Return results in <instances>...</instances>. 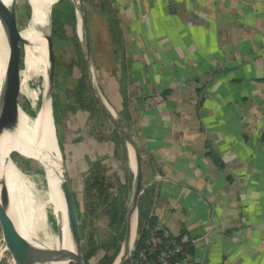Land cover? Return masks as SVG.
Listing matches in <instances>:
<instances>
[{
  "label": "crops",
  "instance_id": "obj_1",
  "mask_svg": "<svg viewBox=\"0 0 264 264\" xmlns=\"http://www.w3.org/2000/svg\"><path fill=\"white\" fill-rule=\"evenodd\" d=\"M91 2L108 39L105 66L91 41L93 66L130 124L158 224L191 242L187 264H264V0ZM99 143L119 195L123 163Z\"/></svg>",
  "mask_w": 264,
  "mask_h": 264
},
{
  "label": "bare ground",
  "instance_id": "obj_2",
  "mask_svg": "<svg viewBox=\"0 0 264 264\" xmlns=\"http://www.w3.org/2000/svg\"><path fill=\"white\" fill-rule=\"evenodd\" d=\"M17 1L0 0V102L8 73L9 60L20 44L24 47V62L29 70L36 71L40 67L46 73L49 64V50L47 46L50 36L48 10L49 6L57 2V0H31L32 14L30 21L28 20V25L19 32L13 25L14 5ZM80 12L79 17L81 15ZM80 19L82 28L83 22L81 17ZM81 30L84 35V29ZM5 45L9 51L8 61L5 55ZM24 71L25 69L21 70L20 89L21 92H25L31 96V92L27 89ZM91 78L94 81L93 75H91ZM105 103L113 116L116 117L110 104ZM37 112V117L34 120L21 110L16 130L14 132H4L0 137V208L7 210L15 221L20 239L19 246L23 250L26 264H68L67 248H71L72 242L67 221L64 218L66 212L65 205L63 202L60 204L47 187L48 201L52 204L54 210L60 211L63 216L59 214L60 231L55 239L49 241L43 238L41 235V223L45 218V212L42 207L38 208L33 205L30 201L31 193L27 181L19 179L16 172L11 169L9 162L5 163L4 160L7 152L13 148L19 149L23 155L38 158L37 151L31 149L30 146L35 144L37 149L40 148V142L43 143L45 138L52 146L50 148L57 160L53 162L60 169L58 162L61 160V153L55 136L48 95L44 97ZM20 142L25 146L19 144ZM130 157L133 166H135L133 150H130ZM45 159L50 161L49 156H45ZM21 186L27 189V196H30L27 198L25 204L21 198L23 195L20 191ZM25 206L28 208L25 209ZM24 210L27 211L26 215L24 214ZM136 217V209L133 208L129 224L130 234L133 233V228L135 229L137 223ZM2 250L1 248L0 251L2 252ZM116 262L114 261L112 264H116Z\"/></svg>",
  "mask_w": 264,
  "mask_h": 264
},
{
  "label": "rangeland",
  "instance_id": "obj_3",
  "mask_svg": "<svg viewBox=\"0 0 264 264\" xmlns=\"http://www.w3.org/2000/svg\"><path fill=\"white\" fill-rule=\"evenodd\" d=\"M27 2L28 0H18L16 2L17 22L21 30H23L28 25L32 14V10H30V16H27L26 14L28 5ZM84 6L87 10V22L89 23V30L92 35L91 41L93 43V48L94 51H99L98 55L95 52L96 63L98 66H105L108 60V39L105 30V19L103 17H100L99 11L93 6L92 2L86 1ZM67 32L71 34L69 28L67 29ZM54 45H56L54 77H56V83L58 84L56 91L62 100V104L64 105L67 102H70L66 96L67 89L75 83L79 72L76 63L72 64V62H76V60L82 58L83 55L81 57L78 55V51L76 50L74 44L70 39H60L56 41ZM6 51H8V47L5 45V52ZM22 69H25L24 75L28 87L27 89L29 92H31V96L30 94L28 95L25 92H21L19 96L20 106L21 103L26 99L30 100L32 106L36 105L38 100L41 104L42 95L44 92L45 72H43L40 67L36 71L29 70L28 66L24 62V58ZM100 71L102 72L101 69L96 70L95 68H93L94 86L101 95V98L109 104L105 95L107 91L103 85V75ZM111 107L114 110L116 117L120 118V113L113 106ZM35 117H37V115ZM32 119L35 120V118ZM78 126L79 129H77ZM107 128V124H103L102 127H99V125L94 123L90 124L87 120V112L80 109H77L75 111L72 109L63 110L62 119L55 126L57 142L59 141V138L61 141L60 153L65 162L66 171L69 176L73 193L76 197V200H78L79 202V209L81 211L80 218L82 228L83 251L84 253H86L90 249L89 239L92 235H96L98 243H103H100V246H98V248L93 251L91 256L87 258L88 264H104L103 260L107 250V241H105L104 239L108 238V236L110 235V231L113 228L112 226H115L114 215L103 214L99 217H95L96 214H87L84 210L83 198L81 196L85 185L84 179L82 178L83 174L81 170L89 166V164L94 161H96V165L101 162L100 159L93 161V155L94 153H96L94 148H99L100 146H102V143L99 142H103L97 139L94 130H106ZM14 160L17 162V164L25 175V180L28 183L29 191L31 193V197L28 196L30 197V201L33 203L34 206L38 208L42 207L45 212V218L42 220L41 223V235L43 238L52 241L53 239H55L58 233V225L56 224V220L58 221V219L52 204L48 201L47 183L45 181L44 174L42 173L40 166L32 159H28L18 153H15ZM9 165L11 169H13L10 162ZM20 191L22 193L24 191L27 194V189L22 186L20 188ZM109 192L113 193L114 190H109ZM131 192L132 188L128 198V204L130 202ZM25 203L26 200L24 204ZM26 208L28 207L25 206V209ZM26 214L27 211L25 210V215ZM50 218H53L55 220V227L53 226V223ZM124 238L125 237L120 240V248L123 245ZM108 254L110 256L112 254V251L108 250ZM113 261L114 259L111 261V263ZM0 264H11L7 253H5L0 258Z\"/></svg>",
  "mask_w": 264,
  "mask_h": 264
},
{
  "label": "water",
  "instance_id": "obj_4",
  "mask_svg": "<svg viewBox=\"0 0 264 264\" xmlns=\"http://www.w3.org/2000/svg\"><path fill=\"white\" fill-rule=\"evenodd\" d=\"M72 1L75 4L77 35H78V38L81 44V49L83 52L85 71H86V75L89 80L90 86L92 88V91L94 95L96 96L97 100L99 101L101 107L106 112L112 124L123 135L129 151L133 150L134 155H135V168H133L134 177H133L130 202L128 204L127 219H126L127 227H126L125 236H124L125 238H124L123 245H122V251H120L117 258L114 260V261H117L116 264H124L126 261L127 255H128L129 245H130L129 224H130L131 213H132L133 208H135L137 212L138 199L145 187L143 180H142V174H141V171H142L141 158H140V153H139L137 143L134 140L132 133L125 126L121 118L113 116L111 110L107 107V104L101 98V95L99 94V92L94 86V81L91 78V75H93L94 66H93L91 50L89 46V37L87 34L88 29H87L84 1L83 0H79V2L78 0H72ZM27 3L31 10L32 8L31 0H28ZM55 3L56 2L52 3L49 6V10H48L50 36L47 42V46L49 50V64H48V67L45 73L44 92L42 95V101L44 97H46V95H48L50 99V111H51L52 119H53L52 91H53V84H54V70H55L56 57H55V46H54V42H53V38L51 34V8L53 4ZM79 11H81L80 17L82 18V22H83L82 28H81V19L79 17ZM13 13H14L13 14V25L15 29L19 32V30L21 29L19 28V25L17 22L16 4L14 5ZM81 29H84V35ZM22 46L19 45L17 47L14 55L9 60V64H8V73H7L6 82H5V86H4V90L2 94V100L0 102V137L4 132H14L16 130L17 125L19 124L20 111L23 110L19 104V96L21 93V89H20L21 70H22L23 58H24ZM120 90H121V94L125 98V102H124L125 111L127 115L129 116V111L127 108V101H126L127 99V67H126V57H125L124 46H122V50H121ZM42 101H41V104H42ZM23 112L25 111L23 110ZM25 114L27 113L25 112ZM27 115L29 116V114ZM35 116H32V117L30 116V117L36 118ZM52 122L54 125V119L52 120ZM54 130H56L55 125H54ZM55 136H56V131H55ZM19 144H21L22 146H25L22 144V142H20ZM50 147L52 148V146L44 138V142L43 143L40 142V148L37 149L35 144L30 146L31 149H34V151H37L38 158L23 155L19 149L13 148L12 150H9L7 152V156L5 157L4 160H5V163L10 162L13 170L16 172L19 179H25V175L23 171L21 170V168L19 167V165L17 164V162L14 160L13 153H18L28 159H32L40 166L41 170L43 171L48 189H50V192L54 194L55 198L60 202V204L63 202V204L65 205L66 212H65L64 218H66L68 231H69L71 242H72L71 248L69 247L67 248L68 264H86V259H85L84 251H83L81 218L79 215L77 200L73 193L71 183L69 180V176L66 171L65 162L62 158V155H61V160L58 162L60 164V169H58L54 163L57 160L54 154L52 153V150ZM58 148L60 150L59 145H58ZM45 156H49L50 161H47L45 159ZM21 198L23 202H25V200L27 201L28 196L26 192L23 191V195ZM55 213L58 219V221L56 220V224L58 225V233H59L60 231L59 214L61 215L62 213L60 211L57 212L56 210H55ZM24 214H25V210H24ZM118 219L119 220L122 219L121 212L118 213ZM0 232H1V241L3 244V250L2 252H0V258L5 253H7L11 264H26L23 250L19 246L20 239L18 236V230L15 224V221L11 217V215L8 213L7 210H2L1 208H0ZM94 237H96V235Z\"/></svg>",
  "mask_w": 264,
  "mask_h": 264
},
{
  "label": "trees",
  "instance_id": "obj_5",
  "mask_svg": "<svg viewBox=\"0 0 264 264\" xmlns=\"http://www.w3.org/2000/svg\"><path fill=\"white\" fill-rule=\"evenodd\" d=\"M84 4L86 1L92 0H83ZM27 16H30V7L27 5ZM85 15L87 22V10L85 7ZM76 12L75 4L72 0H58L53 4L51 8V34L53 42L60 39H70L74 44L78 55L81 57L83 55L81 44L77 35V23H76ZM70 29L71 34L67 32V29ZM88 37H89V46L91 48V38L88 28ZM22 46V44H20ZM56 48V45H54ZM24 47L22 50L24 53ZM8 53L5 52L7 61ZM94 61V60H93ZM58 62V59H57ZM78 66V77L75 83L67 89V98L70 102L62 104V100L57 93L56 89L58 84L56 83V77H54L53 91H52V111L53 119L55 126L62 119V111L67 109L72 110H83L87 112V120L90 124H97L99 127H102L103 124H107L108 128L105 130L95 129V134L99 141H111L114 145V156L121 159L124 167V182L118 185L117 189L120 190L119 195L112 196L109 192V187L111 182L107 179L106 175L102 172L100 168V163L95 164L96 161L90 164L89 169L87 170L84 177V189L82 192L83 198V207L87 214L95 215L99 217L103 214H109L115 216V221L117 224L112 226L110 235L104 240L107 241L106 253L104 256L103 263L110 264L111 261L115 258L119 246L120 240L125 235V224L123 221L126 217L128 211V198L133 184V172L131 171L128 164V155H127V144L123 135L118 131V129L112 124L108 118L106 112L101 107L99 101L94 95L92 88L90 86L89 80L86 75L84 59L83 57L72 64ZM96 69V68H95ZM40 101L38 100L36 105L32 106L30 100L26 99L21 103L22 109L31 116H35L39 108ZM127 128L131 130L130 124L126 119H122ZM109 123V124H108ZM59 147L61 148V141L59 138ZM15 154V153H13ZM42 171V170H41ZM43 173V171H42ZM152 189V188H151ZM151 189L146 186L143 189V192L140 194L138 203H137V229H138V244L140 245L142 240L149 234V232L154 229L157 224V217L151 213V203H152V194ZM77 206L80 215L79 202L77 200ZM122 213V220H118V213ZM81 217V216H80ZM55 227V220L50 218ZM160 231V230H159ZM177 239L183 243L184 250L189 254L193 252V245L187 239H182V235H176ZM90 249L88 252L84 253L85 259L91 256L93 251L100 246L101 242H97V238L93 235L89 239ZM103 244V243H101ZM108 250L112 251V254L109 256ZM86 264L87 261H86Z\"/></svg>",
  "mask_w": 264,
  "mask_h": 264
},
{
  "label": "built area",
  "instance_id": "obj_6",
  "mask_svg": "<svg viewBox=\"0 0 264 264\" xmlns=\"http://www.w3.org/2000/svg\"><path fill=\"white\" fill-rule=\"evenodd\" d=\"M129 239V251L124 264H186L189 261V254L184 250L183 243L163 224H157L140 245L137 241L136 224L134 232L129 233ZM1 248L3 249L2 241L0 242ZM120 251L122 247H119L114 260Z\"/></svg>",
  "mask_w": 264,
  "mask_h": 264
},
{
  "label": "flooded vegetation",
  "instance_id": "obj_7",
  "mask_svg": "<svg viewBox=\"0 0 264 264\" xmlns=\"http://www.w3.org/2000/svg\"><path fill=\"white\" fill-rule=\"evenodd\" d=\"M126 219H127V214H126V217H125V219H124V221H123V224H125V231H126V227H127V221H126ZM119 220V219H118ZM122 220V219H121ZM114 224H117V222L115 221L114 222ZM137 224V223H136ZM133 232H134V228H133ZM93 236H95V235H93ZM125 236V235H124ZM96 238V237H95ZM86 261H87V259H86Z\"/></svg>",
  "mask_w": 264,
  "mask_h": 264
}]
</instances>
